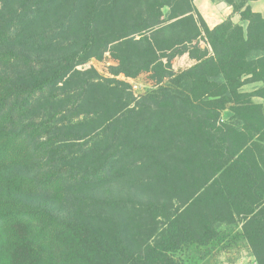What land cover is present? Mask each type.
<instances>
[{"label":"trees","instance_id":"trees-1","mask_svg":"<svg viewBox=\"0 0 264 264\" xmlns=\"http://www.w3.org/2000/svg\"><path fill=\"white\" fill-rule=\"evenodd\" d=\"M194 1L0 0V264H183L239 224L264 264L260 0Z\"/></svg>","mask_w":264,"mask_h":264},{"label":"rangeland","instance_id":"rangeland-1","mask_svg":"<svg viewBox=\"0 0 264 264\" xmlns=\"http://www.w3.org/2000/svg\"><path fill=\"white\" fill-rule=\"evenodd\" d=\"M264 10V8H259ZM205 44H202V46ZM179 59V58H177ZM174 61V67L177 71L185 70L189 68L190 63L181 61L180 59ZM114 65V62L110 59L104 62H98L93 60L90 64L85 66L86 68L94 67L101 75L109 77L110 67ZM120 79L126 80L123 76ZM133 85V90L136 95H143L151 91L154 88L153 83L148 79L147 76L142 75L137 79H128ZM134 86H138V90L134 89ZM258 86L246 85L243 91H249L257 88ZM256 102H264V100H256ZM224 119H228L231 116L230 112L223 114ZM242 225L237 226H222L221 230L230 235L226 243L223 242L218 246L210 245L209 247L198 249L187 250L185 252L178 253L175 257L183 264H257L254 255L252 254L251 248L248 243L240 236L242 232ZM229 240V242H228Z\"/></svg>","mask_w":264,"mask_h":264},{"label":"crops","instance_id":"crops-1","mask_svg":"<svg viewBox=\"0 0 264 264\" xmlns=\"http://www.w3.org/2000/svg\"><path fill=\"white\" fill-rule=\"evenodd\" d=\"M194 4L204 20L206 21L207 25L213 29L214 27L220 25L228 18H232L234 23H240V16L233 14V8L228 6L225 2H213L212 0H195ZM259 8H264V0H260L253 3V11L261 13L264 16V10H260ZM181 61L187 60L190 63V66H193L196 62L191 60L188 55L179 58ZM177 59V61L179 60ZM175 69V67H174ZM176 70V69H175ZM177 71V70H176ZM258 86L260 88L263 84L262 83H252V85ZM251 85V84H247ZM246 86V85H245ZM244 86V87H245ZM243 87V88H244ZM255 88V89H257ZM255 89L246 91L251 92ZM259 100V99H256Z\"/></svg>","mask_w":264,"mask_h":264},{"label":"built area","instance_id":"built-area-1","mask_svg":"<svg viewBox=\"0 0 264 264\" xmlns=\"http://www.w3.org/2000/svg\"><path fill=\"white\" fill-rule=\"evenodd\" d=\"M134 89H135V90H138V86H134Z\"/></svg>","mask_w":264,"mask_h":264},{"label":"water","instance_id":"water-1","mask_svg":"<svg viewBox=\"0 0 264 264\" xmlns=\"http://www.w3.org/2000/svg\"><path fill=\"white\" fill-rule=\"evenodd\" d=\"M203 47H204V45H203Z\"/></svg>","mask_w":264,"mask_h":264}]
</instances>
